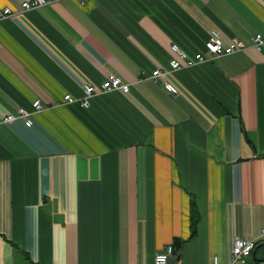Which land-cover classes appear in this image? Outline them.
Listing matches in <instances>:
<instances>
[{
	"label": "crops",
	"instance_id": "1",
	"mask_svg": "<svg viewBox=\"0 0 264 264\" xmlns=\"http://www.w3.org/2000/svg\"><path fill=\"white\" fill-rule=\"evenodd\" d=\"M213 30L249 46L172 71L177 93L151 77ZM258 31L264 0H54L1 19L0 264H154L177 239L170 264H264ZM112 75L131 90L64 103ZM19 107L31 126L2 121ZM236 237L257 240L244 263Z\"/></svg>",
	"mask_w": 264,
	"mask_h": 264
},
{
	"label": "built area",
	"instance_id": "2",
	"mask_svg": "<svg viewBox=\"0 0 264 264\" xmlns=\"http://www.w3.org/2000/svg\"><path fill=\"white\" fill-rule=\"evenodd\" d=\"M54 0H25L21 3L20 9H14L11 6H0V20L6 17H11L20 11L34 9L43 5H46ZM252 45L255 49L261 50L264 45V31H258L251 35ZM248 43L243 39L234 37L230 41H224L222 35L217 30H213L209 39L206 41L207 51H198L194 55H190L186 50L180 47L177 43H172L171 48L176 53V56L170 60V67L167 69L156 68L152 73V78H160L166 89L171 92L177 93L178 87L168 79V74L172 71L190 67L201 62L211 61L217 57L226 54H232L240 50H245L248 47ZM84 93L82 96H75L72 93H66L64 95V103L79 102L83 107L89 108L91 106V98L105 93L110 90L119 89L125 92L131 90V84L123 81L119 76L112 75L105 79L99 85L86 83L83 86ZM34 106L37 111L44 109L40 100L34 102ZM32 112L24 107H19L15 112L7 113L2 121H11L16 118L24 119L28 126L33 124L31 118ZM264 235V229L262 231ZM257 244L256 239H246L243 237H236L233 245L232 261L244 263L247 258L252 254ZM175 252V246L173 243L167 245L166 249L159 250L155 254L154 264H170L171 258ZM213 264H220L219 258L215 257Z\"/></svg>",
	"mask_w": 264,
	"mask_h": 264
},
{
	"label": "trees",
	"instance_id": "3",
	"mask_svg": "<svg viewBox=\"0 0 264 264\" xmlns=\"http://www.w3.org/2000/svg\"><path fill=\"white\" fill-rule=\"evenodd\" d=\"M199 219H200V213L197 209V205H196V201H192V234H196L197 233V226L199 223ZM183 243V240L181 239H177L175 241V250H177L178 247L181 246V244Z\"/></svg>",
	"mask_w": 264,
	"mask_h": 264
}]
</instances>
